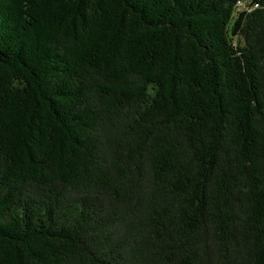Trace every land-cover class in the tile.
Masks as SVG:
<instances>
[{
  "label": "trees",
  "instance_id": "trees-1",
  "mask_svg": "<svg viewBox=\"0 0 264 264\" xmlns=\"http://www.w3.org/2000/svg\"><path fill=\"white\" fill-rule=\"evenodd\" d=\"M0 264H264V0H0Z\"/></svg>",
  "mask_w": 264,
  "mask_h": 264
},
{
  "label": "built area",
  "instance_id": "built-area-1",
  "mask_svg": "<svg viewBox=\"0 0 264 264\" xmlns=\"http://www.w3.org/2000/svg\"><path fill=\"white\" fill-rule=\"evenodd\" d=\"M239 5L241 6L242 5V3L239 1Z\"/></svg>",
  "mask_w": 264,
  "mask_h": 264
}]
</instances>
